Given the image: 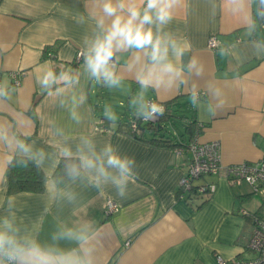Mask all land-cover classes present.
I'll use <instances>...</instances> for the list:
<instances>
[{"label": "crops", "instance_id": "0c3cea01", "mask_svg": "<svg viewBox=\"0 0 264 264\" xmlns=\"http://www.w3.org/2000/svg\"><path fill=\"white\" fill-rule=\"evenodd\" d=\"M91 9L92 0H0V127L26 140L34 154L43 151L46 176L40 193H8L5 170L15 153L0 141V223L14 216L22 233L62 248L76 245L54 240V234L87 224L95 233V264H217V256L253 257L248 239L255 221H264V196L246 182L232 185L222 175L208 174L195 182L215 184L208 199L189 197L179 180L190 153L177 154V146L150 141L152 131L146 130L142 139L133 137L118 121L141 113L146 99L159 104L175 100V114L188 116L171 118L178 126L176 136L195 122L193 138L185 131V142L218 141L223 165L264 158V2L182 0L162 29L188 46L176 62L183 66L182 77L146 88L136 79L140 66L128 67L134 51L118 53V86L95 82L83 58L75 62L76 52L87 49L96 31ZM214 35L217 48L212 50L207 42ZM169 57L174 59L171 51ZM193 59L199 75L188 69ZM48 67L71 70L73 81L63 92H56L62 85L45 89L39 83ZM15 71L20 72L19 85L13 84ZM115 101L127 103L124 112L113 110ZM102 120L106 127L99 124ZM88 139L97 151L110 143L134 159L137 179L124 196L111 183L97 189L80 178L57 184L72 199L49 192L46 181L53 179L60 148L75 152ZM108 198L118 209L110 214L104 210Z\"/></svg>", "mask_w": 264, "mask_h": 264}, {"label": "clouds", "instance_id": "9594fccd", "mask_svg": "<svg viewBox=\"0 0 264 264\" xmlns=\"http://www.w3.org/2000/svg\"><path fill=\"white\" fill-rule=\"evenodd\" d=\"M234 2L240 3L242 0ZM181 3L182 0H92L90 17L95 18L96 31L87 49L80 52L84 70L97 83L103 79L109 87L118 86L122 80V76L116 72L118 53L134 51L132 63L128 67L140 66L136 79L142 88L153 82L160 84L167 80L171 83L181 78L183 66H178L176 62L181 60L188 46L167 33L162 34L163 27L173 19L174 9ZM170 51L174 59H170ZM113 57L117 59L114 61ZM188 69L200 74L195 59L188 64ZM38 79L45 89L62 85L56 88L57 93L63 92L73 81L71 70L61 71L57 75L52 67L46 68ZM3 94L0 91V95ZM163 112V106L153 102L142 105L138 115L144 114L152 119L156 113ZM0 141L15 154L29 156L35 160L37 167L42 166L43 151L34 154L26 140L15 135L9 136L3 127H0ZM59 157L65 158L63 171L72 182L80 178L97 189L111 183L121 196L125 195L128 184L137 179L132 167L134 159L122 156L110 143L97 151L92 140H84L75 152L69 146L60 148L54 165H59ZM8 162L11 163V159ZM18 163L26 166L24 161ZM62 179L50 178L46 181V187L53 196L62 195L72 199L70 192L57 188ZM94 236L95 233L90 232L88 225L84 224L79 228H64L53 236L56 241L74 243L75 247L45 245L31 232L22 233L14 222V216L11 219L5 217L0 223V264H95V245L91 242Z\"/></svg>", "mask_w": 264, "mask_h": 264}, {"label": "built area", "instance_id": "2783aa9c", "mask_svg": "<svg viewBox=\"0 0 264 264\" xmlns=\"http://www.w3.org/2000/svg\"><path fill=\"white\" fill-rule=\"evenodd\" d=\"M207 46L215 50L217 47L216 35L211 36L207 42ZM81 51H77L75 62H79L82 58ZM50 54V53H49ZM51 55V54H50ZM20 72H11L14 85L20 84ZM155 102L154 99H146L145 104L150 105ZM156 103V102H155ZM159 104V103H157ZM161 105V104H160ZM159 113H156L152 119H148L145 115L140 117V122H157ZM147 120V121H146ZM137 123L131 124V129H135ZM183 151L190 153V161L187 165V171L179 180V187L182 191H190L195 189L199 193L208 194L215 189L213 182L203 183L194 188L196 179L208 174L222 175L229 183H247L251 190L264 196V158L256 162H241L232 165H223L221 161V144L218 141H207L206 143L198 142L197 139L189 142L186 147H177L176 153L182 154ZM105 213L110 214L117 211L116 202L108 198L104 207ZM254 230L252 231L247 248L254 253L253 257L248 258H232L225 259L217 256V264H264V221H255Z\"/></svg>", "mask_w": 264, "mask_h": 264}, {"label": "trees", "instance_id": "16d2710c", "mask_svg": "<svg viewBox=\"0 0 264 264\" xmlns=\"http://www.w3.org/2000/svg\"><path fill=\"white\" fill-rule=\"evenodd\" d=\"M61 71L60 68L55 67V72L58 74ZM145 102V101H144ZM164 108L163 114L158 115L157 122L151 123V122H140V117L144 114H125L127 119H121L118 121V124H124L125 127L128 129V133L131 136H135L137 138L142 139L144 135H142L146 130L153 132V137L150 139V141L153 142H161L168 146H177V147H186L189 142H191L194 133L192 132L194 126V121L189 123L188 125L184 126L182 134H180V138L176 136L175 133L178 129V126L176 123L171 121V118H183L185 117V113H182L181 115H176V111L179 109L176 107L177 103L175 100H170L169 102L161 104ZM30 115L36 119L34 113L32 110H29ZM126 113V112H125ZM188 117V116H186ZM177 120V119H176ZM170 126H168V123H170ZM178 121V120H177ZM135 122L137 123V126L135 129H131V124ZM102 126H107L106 121L104 120L100 121ZM198 129V128H197ZM174 132V134L171 135L170 132ZM189 131L192 135L190 136V141L185 142L182 137L184 136V132ZM177 137V138H175ZM19 161L26 162V166H21ZM64 162L65 158L60 159L59 165H57L55 171L52 174L53 179H57L60 177H63V179L58 183V185H63L67 180L70 179L69 176L64 174ZM5 177L7 178V189L8 193H18V192H33V193H40L44 190L45 187V179L46 176L41 169V167H37L35 160L32 158H29L27 156H21L18 154H14L11 157V163L7 164L6 170H5ZM194 188H196V184L194 183ZM189 197L201 198V200L208 199L209 195L204 193H199L195 189H192L188 191Z\"/></svg>", "mask_w": 264, "mask_h": 264}, {"label": "rangeland", "instance_id": "374dc122", "mask_svg": "<svg viewBox=\"0 0 264 264\" xmlns=\"http://www.w3.org/2000/svg\"><path fill=\"white\" fill-rule=\"evenodd\" d=\"M100 95V94H99ZM101 96H103V97H107V95L105 94V93H103V94H101ZM107 103V102H106ZM127 105V103L126 104H123V103H121V104H119V101H115L114 103H113V105H112V108H113V110L115 111V112H117V113H121V112H124V109H126V106Z\"/></svg>", "mask_w": 264, "mask_h": 264}]
</instances>
